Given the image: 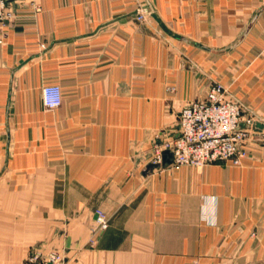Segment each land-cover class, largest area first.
Masks as SVG:
<instances>
[{
	"label": "crops",
	"instance_id": "crops-1",
	"mask_svg": "<svg viewBox=\"0 0 264 264\" xmlns=\"http://www.w3.org/2000/svg\"><path fill=\"white\" fill-rule=\"evenodd\" d=\"M7 3L0 264L43 247L73 264H264V0ZM215 81L242 103L241 127L256 121L240 164L147 170ZM97 209L110 226L87 249Z\"/></svg>",
	"mask_w": 264,
	"mask_h": 264
},
{
	"label": "built area",
	"instance_id": "built-area-1",
	"mask_svg": "<svg viewBox=\"0 0 264 264\" xmlns=\"http://www.w3.org/2000/svg\"><path fill=\"white\" fill-rule=\"evenodd\" d=\"M147 12L146 7L139 8L137 19L144 21ZM13 17L14 11L8 6L7 0H0V45L5 40L3 26ZM43 100L48 109L58 108L62 103L61 86H44ZM242 112V103L231 97L224 84L215 81L204 99L193 101L182 110L179 135L154 146L152 163L172 169L184 166L204 167L226 161L239 165L246 155L241 146L256 123L254 116H249L244 120L248 128L241 127ZM166 150L170 151L172 157L171 163L164 165ZM109 225L107 213L98 209L92 231L99 234ZM24 264H65V260L63 255L55 250L47 254L34 251Z\"/></svg>",
	"mask_w": 264,
	"mask_h": 264
},
{
	"label": "rangeland",
	"instance_id": "rangeland-1",
	"mask_svg": "<svg viewBox=\"0 0 264 264\" xmlns=\"http://www.w3.org/2000/svg\"><path fill=\"white\" fill-rule=\"evenodd\" d=\"M98 210V209H97ZM96 210V211H97ZM104 211V210H103ZM106 213V212H105ZM108 215V214H107ZM93 223H94V219L92 220V222L90 223V225H89V229H90V233H91V235H90V238H89V241H88V243H87V249H95L97 246H98V241H99V238L103 235V233L109 228H107L105 231H103V232H101V233H99V234H96V232L95 231H92V227H93ZM110 224V223H109ZM110 226V225H109ZM58 251V252H60L62 255H63V257H64V260H65V264H73V260H75L74 259V257L73 256H68L67 255V251H65V249H59V248H56V247H50V248H47V247H43V248H41L40 250H36V251H42V253L43 254H47L48 252H50V251ZM32 252H34V251H32ZM31 252V253H32ZM30 253V254H31ZM27 260V259H26ZM25 260V261H26ZM25 263V262H24ZM23 263V264H24Z\"/></svg>",
	"mask_w": 264,
	"mask_h": 264
},
{
	"label": "water",
	"instance_id": "water-1",
	"mask_svg": "<svg viewBox=\"0 0 264 264\" xmlns=\"http://www.w3.org/2000/svg\"><path fill=\"white\" fill-rule=\"evenodd\" d=\"M171 157H172V155H171L170 151H169V150H166V151L164 152V160H163V164L165 165V164H169V163H171ZM157 167H159L158 164L150 163V164L148 165V167H147V170H149V169H153V168H157Z\"/></svg>",
	"mask_w": 264,
	"mask_h": 264
}]
</instances>
